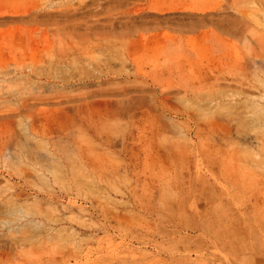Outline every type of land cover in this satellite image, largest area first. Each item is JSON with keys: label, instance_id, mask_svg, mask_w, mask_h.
I'll return each mask as SVG.
<instances>
[{"label": "rangeland", "instance_id": "1", "mask_svg": "<svg viewBox=\"0 0 264 264\" xmlns=\"http://www.w3.org/2000/svg\"><path fill=\"white\" fill-rule=\"evenodd\" d=\"M0 264H264V0H0Z\"/></svg>", "mask_w": 264, "mask_h": 264}]
</instances>
